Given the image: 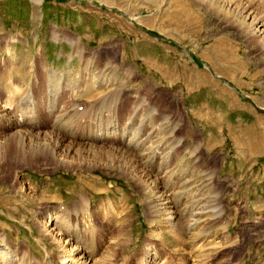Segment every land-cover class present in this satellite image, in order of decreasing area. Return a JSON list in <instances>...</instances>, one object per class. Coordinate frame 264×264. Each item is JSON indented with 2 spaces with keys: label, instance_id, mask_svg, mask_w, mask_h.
Returning a JSON list of instances; mask_svg holds the SVG:
<instances>
[{
  "label": "rangeland",
  "instance_id": "rangeland-1",
  "mask_svg": "<svg viewBox=\"0 0 264 264\" xmlns=\"http://www.w3.org/2000/svg\"><path fill=\"white\" fill-rule=\"evenodd\" d=\"M262 13L264 0H0V264H60L48 213L68 221L61 232L84 226L75 236L92 261L134 264L153 245L160 263L190 264L189 248L157 241L163 225L150 222L143 185L151 166L136 163L129 178L104 152L68 151L107 121L120 130L140 102L176 150L198 146L196 164L212 174L223 215L200 264H264V149H246L264 131V50L249 34ZM51 108L65 114L61 127ZM45 133L67 145L46 146Z\"/></svg>",
  "mask_w": 264,
  "mask_h": 264
},
{
  "label": "bare ground",
  "instance_id": "bare-ground-1",
  "mask_svg": "<svg viewBox=\"0 0 264 264\" xmlns=\"http://www.w3.org/2000/svg\"><path fill=\"white\" fill-rule=\"evenodd\" d=\"M31 1H33L35 5H40L43 0ZM263 17L264 13H262L261 17L251 19V27L254 24L256 28H251L249 33L250 35L258 38L259 41H261L262 50H264ZM71 44L72 43H69V45ZM106 65H108V63H106ZM219 73H221V71ZM97 74L93 73L92 75H94L95 77L99 76ZM231 80L234 81L233 78H231ZM107 85V87L109 88H115L116 83H108ZM85 86V83H83L80 87L85 90ZM73 89L74 87L71 88V90ZM142 106L143 105L141 102L137 105V107L134 108L133 106V111L127 117H125L120 130L117 128L118 125H116L114 121H107L106 123H103L107 126V131H102L101 129L85 135L83 137V140L89 143L75 144L76 147L74 148L71 147V145L74 146V144H69L68 151H83V153L84 151H86L87 153H91L94 157L97 156V152H104L105 155L107 154V157L112 156L110 157L109 163L113 164V162H117V164L121 165L120 167L122 168L123 166H131L130 170L128 171L124 169L122 170V168L118 169V171L127 174V177L129 178H133V176L137 175L136 172H138V166L136 165V163L141 164V166H151V173L155 177V179L151 183H144L143 185H145V192L148 193V201L151 203V206L149 207L150 210H148L150 215V222L155 221L154 216H157L156 218H159L163 225V231L156 233V236L158 237L157 241L161 243L166 239L167 236H169L173 242L180 243L179 246L181 249H183V247L189 248V251H187V249L183 251L192 253L190 264H200L201 262L206 260L205 258L209 257L210 251L217 248L218 242H216V240H213L212 237L211 239L209 235H211L210 232L213 231L212 228L215 224H213V222L221 218V216L223 215V211L220 205L216 204V195L211 191L212 174L205 172L197 166L196 162L198 159V146L194 147L193 149L182 147L179 150H176V148H178L179 146H171L172 143L169 142L172 140V134L170 135L169 133L165 135L166 132L158 131L160 130V123L153 128V123L150 117L151 115L155 114V110L151 107H148V109L144 107L146 109H143ZM53 109L52 110L54 111V113H52L56 118L55 120L57 124L60 125L65 114L59 112L60 109L58 111L55 110V108ZM140 109H142V111H140ZM156 128H158V130H156ZM15 133L20 136H24L27 135L28 132L16 131ZM252 134H254L253 139ZM161 135L165 139H167V141L165 139L164 141H162L161 139L163 138L161 137ZM42 136H44L43 141L46 142V146H50V144H52L53 142L58 147L67 145L60 142L61 140L59 141L57 139L58 136H56L57 140L47 138L48 136L53 138V134L45 133L42 134ZM104 139H107L109 141V146L105 147L95 145L98 142H102ZM21 141L24 140L22 139ZM246 149L250 154H254L256 152L260 153L261 151H263L264 131L262 129H257L256 127L252 130L250 134V142L248 146H246ZM102 157H104V155ZM100 162L101 167L105 169H115L114 166L106 164L108 162ZM131 181H133V179H131ZM48 215L49 216L47 218L49 219V223L44 230L45 234L48 235L52 239V241L59 244L58 249L62 254L60 260L58 259L60 264H111V262H109L110 259L107 262L106 259H102V257L100 259L92 261L94 259L89 257L90 252L88 251L86 245L81 246L82 240L80 241L78 239V236H75V234H78L80 231H84V226L81 225V227L83 228L82 230L81 227H78L79 224L78 226L72 225L70 228V232L68 231V233H64L61 232V227H65V225L63 224H67L68 221L66 219L64 220L61 215L55 213H48ZM81 216H84V214H81ZM125 220L127 219H124V221ZM124 231L125 230H123L122 233H124ZM64 236H66L67 241L62 244L61 238H63ZM114 242L115 243L111 244L108 250V253L106 255L107 259L109 258V256H113L115 251L121 246V242L119 241V239H116V241ZM72 243H77L78 245H76L75 247H70ZM126 249H120L122 254H125V252H127ZM0 256H5L4 252H0ZM134 258V264L163 263H160V261H162L160 258V253L156 246L153 245L147 246L141 253V256ZM21 261L22 259L20 258L18 262L22 264L23 262ZM128 261H130V259ZM10 264H14V262Z\"/></svg>",
  "mask_w": 264,
  "mask_h": 264
}]
</instances>
